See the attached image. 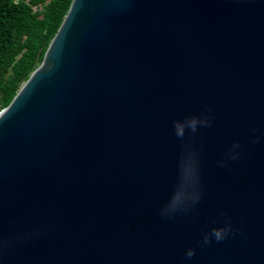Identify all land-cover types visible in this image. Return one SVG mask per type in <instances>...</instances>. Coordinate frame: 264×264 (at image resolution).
<instances>
[{
	"label": "water",
	"instance_id": "obj_1",
	"mask_svg": "<svg viewBox=\"0 0 264 264\" xmlns=\"http://www.w3.org/2000/svg\"><path fill=\"white\" fill-rule=\"evenodd\" d=\"M0 264H264V0H71L0 110Z\"/></svg>",
	"mask_w": 264,
	"mask_h": 264
},
{
	"label": "trees",
	"instance_id": "obj_2",
	"mask_svg": "<svg viewBox=\"0 0 264 264\" xmlns=\"http://www.w3.org/2000/svg\"><path fill=\"white\" fill-rule=\"evenodd\" d=\"M71 0H0V110L41 62Z\"/></svg>",
	"mask_w": 264,
	"mask_h": 264
},
{
	"label": "clouds",
	"instance_id": "obj_3",
	"mask_svg": "<svg viewBox=\"0 0 264 264\" xmlns=\"http://www.w3.org/2000/svg\"><path fill=\"white\" fill-rule=\"evenodd\" d=\"M198 122L200 124H207V118H197L195 116L186 118L183 121H176L174 123L175 133L177 137L182 138L185 134V129H190L192 132H195L197 130ZM233 147H238L237 145H233ZM233 159L236 158L235 155L232 156ZM193 187V196H192V203H195L199 199V193L195 191L196 184L194 183L192 185ZM186 207V204H184L182 201L173 199L171 200L163 209L162 214L165 216H171L175 214L178 210H183ZM231 230V226H225L222 228H212L210 233H206L203 236L202 243L207 245L211 243L212 239L214 238L217 242H221L225 239L228 232ZM186 257L192 258L195 255V251L192 248H189L186 251Z\"/></svg>",
	"mask_w": 264,
	"mask_h": 264
}]
</instances>
